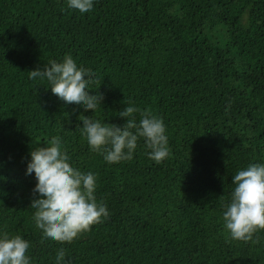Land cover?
I'll return each mask as SVG.
<instances>
[{"label":"trees","instance_id":"trees-1","mask_svg":"<svg viewBox=\"0 0 264 264\" xmlns=\"http://www.w3.org/2000/svg\"><path fill=\"white\" fill-rule=\"evenodd\" d=\"M71 55L95 75V113L65 104L28 71ZM126 105L162 119L169 154L138 141L109 164L81 135L83 116L122 126ZM137 121L139 113H134ZM52 136L96 174L107 216L71 242L46 239L28 205L29 152ZM264 162V0H0V231L29 242L32 264H264V229H225L231 176Z\"/></svg>","mask_w":264,"mask_h":264},{"label":"clouds","instance_id":"clouds-1","mask_svg":"<svg viewBox=\"0 0 264 264\" xmlns=\"http://www.w3.org/2000/svg\"><path fill=\"white\" fill-rule=\"evenodd\" d=\"M94 4L95 0H67V7L81 14L92 11ZM28 78L46 79L52 94L85 111L95 113L103 100L102 94L88 92L95 75L78 66L68 54L60 61L50 60L43 69L28 71ZM134 113H139L138 121ZM118 114L126 118L122 126L88 116L81 118V135L91 151L109 164L119 163L132 159L138 141L143 140L149 159L159 164L167 158L168 139L162 119L132 105H126ZM25 174L34 175L36 181L28 205L34 210L32 219L50 241L71 242L108 214L106 205L95 197L96 174L72 166L58 136L31 149ZM231 184L230 200L223 205V224L232 239L248 241L256 231L264 229V162L237 170ZM29 248L21 235L0 231V264H32ZM63 255L58 254V264Z\"/></svg>","mask_w":264,"mask_h":264}]
</instances>
